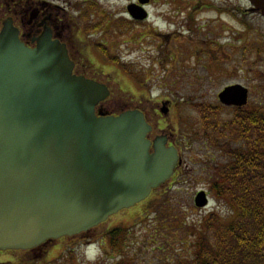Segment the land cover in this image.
I'll return each instance as SVG.
<instances>
[{
	"label": "water",
	"instance_id": "obj_1",
	"mask_svg": "<svg viewBox=\"0 0 264 264\" xmlns=\"http://www.w3.org/2000/svg\"><path fill=\"white\" fill-rule=\"evenodd\" d=\"M264 14V0H251ZM135 18L142 8L129 7ZM65 44L45 32L25 44L5 21L0 30V250L30 249L74 235L147 198L181 162L177 147L147 137L138 109L117 115L96 105L100 81L73 72ZM222 102L246 103L248 88L226 86ZM166 105V103H165ZM164 112L168 107L163 106ZM195 204L209 203L206 190Z\"/></svg>",
	"mask_w": 264,
	"mask_h": 264
},
{
	"label": "rangeland",
	"instance_id": "obj_2",
	"mask_svg": "<svg viewBox=\"0 0 264 264\" xmlns=\"http://www.w3.org/2000/svg\"><path fill=\"white\" fill-rule=\"evenodd\" d=\"M129 2H106V21L113 18L121 21L123 17L118 13ZM159 6L170 13L159 14L157 20ZM247 6L245 0H156L150 6L152 16L145 28L133 25L131 31L121 36L111 29L109 46L117 48L116 53L123 57L121 60L132 68L128 75L124 73L132 89L117 78L111 83L113 93L107 98L106 106L121 110V101L133 93L150 98L149 106L156 105V100L170 98L173 109L165 116L164 124L174 131L173 137L177 139L174 141L181 147L183 163L175 175L147 199L106 220L100 229L108 226L111 230L118 229L119 237L117 247H111L107 243L110 238L106 237V255L98 243L102 238L77 245L73 239L63 238L50 244L58 248L49 259L40 257L35 262L26 258L22 251L0 250V263L113 264L121 258L136 264H167L191 257L199 237L215 240V229L234 218L232 206L211 188L217 180V167L230 160L219 145L230 140L213 142L202 134L203 116L197 105L219 103L218 93L224 86L235 82L249 83L253 73L259 75L264 71V17L249 12L244 16L248 25L234 17L235 13L240 17L241 9ZM152 24L169 33L153 34L156 40L143 38ZM158 41H162L167 52L165 59L155 54ZM220 63L225 71L222 76L215 75ZM115 73L119 75L118 71ZM138 74L145 81L143 86L134 78ZM252 83L254 97L251 100H254L260 95L255 88L257 82ZM121 84L126 90L120 89ZM231 115L230 110L214 112L211 120L224 121ZM220 127L222 129V125ZM223 132L221 137L227 134L226 129ZM200 189L207 190L210 197L205 207L194 202ZM213 221L216 227L209 228Z\"/></svg>",
	"mask_w": 264,
	"mask_h": 264
},
{
	"label": "flooded vegetation",
	"instance_id": "obj_3",
	"mask_svg": "<svg viewBox=\"0 0 264 264\" xmlns=\"http://www.w3.org/2000/svg\"><path fill=\"white\" fill-rule=\"evenodd\" d=\"M109 1L112 0H0V29L5 21H11L17 27L21 40L29 46H36L38 39L45 32L49 33L53 40H59L65 44L68 55L74 63L73 72L107 84L110 88L109 96H111L113 93L111 83L113 81L119 79L127 87L131 88V86L126 82L128 80L127 74L125 75L119 71V69L123 71L122 67H127L128 64L121 60L123 59L121 55L116 53L117 48H111L109 46V33L114 28V32L119 33L121 36L126 31H131L133 25L135 28L138 25H141V28H145L147 26L146 22L152 16L150 6L156 3V0H129L130 2L125 7L122 6L123 9H120L118 13L119 17H123L121 21L119 18L106 21V2ZM157 2H160V0H157ZM245 2L248 6L241 9L240 17H238L239 15L237 13L233 14L236 15L234 17L238 21H241L242 24L248 25L244 16L249 12L257 14H260V12L253 10V6L249 0H245ZM166 3L164 2L163 4ZM132 4L137 7H142V11L145 12L146 16L144 18H133L129 12V7ZM157 11V20L160 19L159 14L165 13L166 16L168 15L167 13H170L168 9L162 10L160 6L157 8ZM172 11L174 12L175 10L172 9ZM125 17H128L129 20ZM166 19L168 18L164 20L167 21ZM106 26L108 27L106 28ZM150 27L147 33L142 36L143 38L152 37L156 40V36L153 34L167 35L169 33L168 30L161 29L153 24ZM177 31L180 32L181 30L178 29ZM161 43L162 41H158V44L156 43L155 47L157 49L155 54L164 57L167 56V52L164 51V46ZM217 69L219 71L215 72V75L222 76V74H225L221 63ZM116 71L119 72L120 76L115 73ZM138 76L140 75L138 74ZM251 82H257L255 88H257V94L260 95L258 99L251 100L254 97L251 94L254 84H251ZM245 84L248 87V99L246 103L242 105H228L222 103L218 95L217 100L219 103L216 102L213 106L219 108V110L217 109L219 113L224 110H230L232 114L238 111H247L249 113L261 111L264 114V71L259 75L253 73L251 81ZM143 85L144 83H142ZM120 89L123 91L126 90V88H123V85L120 86ZM137 94L141 95L137 96L136 93H133L122 100L121 108H119L121 110H117V107L106 106L105 102L108 96L97 104L96 111L102 110L110 114H117L128 109L142 111L146 120L151 125V129L147 134L148 138L152 141L160 138L168 140L167 145L174 144L178 148L183 160L181 147L174 141L177 140L175 139L176 137H173L174 131L167 129V123L164 124L165 116L173 109V101L170 98L160 101L156 100V105L151 104L149 106L148 101H150V98H147L146 95L143 96L142 93ZM164 101H168V112L166 114L161 111ZM102 225L99 224L74 235L63 236L60 239L71 238L74 244L77 245L83 241L92 242L102 238L100 245L102 252L104 251L106 255V237L108 232L111 231V228L108 226L107 228L103 227L100 229ZM55 240L57 239H48L38 246L30 249H19V251H22V254L26 258H31L35 262L40 257V259H48L55 252L56 248H58V246L50 245Z\"/></svg>",
	"mask_w": 264,
	"mask_h": 264
},
{
	"label": "trees",
	"instance_id": "obj_4",
	"mask_svg": "<svg viewBox=\"0 0 264 264\" xmlns=\"http://www.w3.org/2000/svg\"><path fill=\"white\" fill-rule=\"evenodd\" d=\"M198 108L203 116L202 134L213 142L230 140L219 145L230 160L217 167L211 188L232 206L234 218L215 229L214 241L199 237L191 257L167 264H264V114L238 111L217 122L211 120V113H219V108L210 104ZM223 129L227 134L221 137ZM211 227H216L214 221ZM117 230L109 232L111 247L118 245ZM113 264L136 263L120 258Z\"/></svg>",
	"mask_w": 264,
	"mask_h": 264
}]
</instances>
